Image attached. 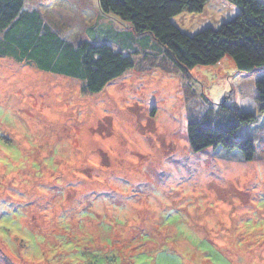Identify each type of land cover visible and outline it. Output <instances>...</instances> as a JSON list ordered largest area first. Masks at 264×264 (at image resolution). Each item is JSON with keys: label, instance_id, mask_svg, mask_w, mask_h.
Segmentation results:
<instances>
[{"label": "rangeland", "instance_id": "1", "mask_svg": "<svg viewBox=\"0 0 264 264\" xmlns=\"http://www.w3.org/2000/svg\"><path fill=\"white\" fill-rule=\"evenodd\" d=\"M50 2L27 4L74 42L100 14L97 0ZM236 16L209 0L174 23L196 34ZM168 58L136 56L98 94L0 58V264H264V70L225 57L183 73ZM221 103L257 116L238 131L254 161L192 151L190 110Z\"/></svg>", "mask_w": 264, "mask_h": 264}, {"label": "trees", "instance_id": "2", "mask_svg": "<svg viewBox=\"0 0 264 264\" xmlns=\"http://www.w3.org/2000/svg\"><path fill=\"white\" fill-rule=\"evenodd\" d=\"M30 1L0 0V58L79 80L89 94L102 92L132 70L136 56H167L183 73L216 66L225 57L242 74L264 70V0H226L237 16L196 34L183 32L174 19L184 12L203 13L209 0H97L100 15L79 42L65 38L39 5L29 9ZM256 88L264 113L263 77ZM256 121L255 114L229 103L209 104L202 111L190 110L188 142L194 153L222 147L252 162L255 143L238 131Z\"/></svg>", "mask_w": 264, "mask_h": 264}, {"label": "crops", "instance_id": "3", "mask_svg": "<svg viewBox=\"0 0 264 264\" xmlns=\"http://www.w3.org/2000/svg\"><path fill=\"white\" fill-rule=\"evenodd\" d=\"M50 1H51L50 3H52V2L56 3L57 0H50ZM99 15H100V14H99Z\"/></svg>", "mask_w": 264, "mask_h": 264}]
</instances>
